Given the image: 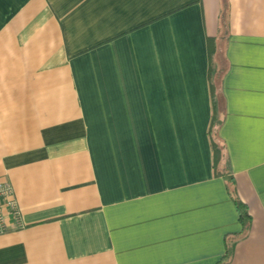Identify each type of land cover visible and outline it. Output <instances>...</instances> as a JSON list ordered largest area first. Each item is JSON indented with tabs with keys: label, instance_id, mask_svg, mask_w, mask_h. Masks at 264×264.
I'll use <instances>...</instances> for the list:
<instances>
[{
	"label": "crops",
	"instance_id": "1",
	"mask_svg": "<svg viewBox=\"0 0 264 264\" xmlns=\"http://www.w3.org/2000/svg\"><path fill=\"white\" fill-rule=\"evenodd\" d=\"M0 182V264H264V0H0Z\"/></svg>",
	"mask_w": 264,
	"mask_h": 264
},
{
	"label": "trees",
	"instance_id": "2",
	"mask_svg": "<svg viewBox=\"0 0 264 264\" xmlns=\"http://www.w3.org/2000/svg\"><path fill=\"white\" fill-rule=\"evenodd\" d=\"M208 52L209 56L211 57L213 53V41L211 39L208 40ZM209 89H210V97H211V104H212V114H211V119H210V124H209V130H208V136L210 140V147H211V152H212V164H213V172L215 175H223L227 187H228V192L232 200L234 201V204L236 206V210L238 213V221L241 225V232L239 236H244L249 228H250V223L251 219L248 213L247 207L242 204L235 196V190H234V184L233 181L230 177H228L225 173H220L219 169L223 161V150L222 146L219 144L216 138V129L220 125V117L218 113V108L217 104L215 101V87L212 82V68L210 66L209 68ZM231 251V246H226V255L222 258L225 259L227 254Z\"/></svg>",
	"mask_w": 264,
	"mask_h": 264
},
{
	"label": "built area",
	"instance_id": "3",
	"mask_svg": "<svg viewBox=\"0 0 264 264\" xmlns=\"http://www.w3.org/2000/svg\"><path fill=\"white\" fill-rule=\"evenodd\" d=\"M23 227L22 214L11 185L0 182V234Z\"/></svg>",
	"mask_w": 264,
	"mask_h": 264
}]
</instances>
